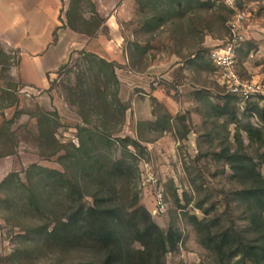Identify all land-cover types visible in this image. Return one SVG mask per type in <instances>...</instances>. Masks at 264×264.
Segmentation results:
<instances>
[{"label": "rangeland", "instance_id": "rangeland-1", "mask_svg": "<svg viewBox=\"0 0 264 264\" xmlns=\"http://www.w3.org/2000/svg\"><path fill=\"white\" fill-rule=\"evenodd\" d=\"M201 1L209 5L195 2L183 15L186 0L183 7L179 0H126L121 58L90 51L97 33L83 37L46 89L17 75L20 50L0 40V155L18 165L0 186V264L101 263L105 253L89 236L77 245L47 240L81 205L146 207L164 231L181 233L166 264H223L202 243L193 216L220 218L223 227L257 238L236 195L242 185L219 153L245 151L264 177L263 140L247 132L262 129L264 138V0H243L250 17L237 47L245 86L237 92L210 58L229 35L231 14L221 1ZM96 8L78 0L62 11L58 29L68 15L71 27L94 33L104 19ZM99 31L110 37L106 26ZM218 106L229 113L219 115ZM226 264L252 263L236 256Z\"/></svg>", "mask_w": 264, "mask_h": 264}, {"label": "trees", "instance_id": "trees-1", "mask_svg": "<svg viewBox=\"0 0 264 264\" xmlns=\"http://www.w3.org/2000/svg\"><path fill=\"white\" fill-rule=\"evenodd\" d=\"M182 1L184 0H179L180 7H183ZM195 2L202 7L209 5V1L186 0V6L182 8L181 13L184 15ZM77 3L78 0H72L69 9ZM221 5L230 14L232 13L223 2ZM95 13L98 14V11L96 10ZM68 18L67 15V24L70 26ZM104 22L105 19H101L94 33L82 32L70 27L92 36L98 33ZM54 36L57 39V29ZM103 60L105 64L112 65L111 62ZM218 109L219 115L229 113L227 106H218ZM247 132L251 139H255V134H258L259 139L264 143L262 129L250 127ZM219 154L221 158H226L242 185V188L236 191V195L246 203L251 216V227L257 238L249 239L236 228L223 227L220 218L211 221L199 220L193 216L194 223L198 227L202 243L217 255L220 263L226 264L232 258L241 256L252 264H263L264 177L257 171L253 158L245 151L227 149ZM13 175L14 173H10L0 186L9 182ZM46 236L49 242L64 245H77L81 239L89 236V239L105 253V258L101 263L83 264H166L164 255L170 246L179 242L181 233L178 230L164 231L144 206L135 205L132 210L123 212L118 206L97 204L79 206L68 220L58 222L54 229L47 231ZM136 243L139 244L138 247L135 246Z\"/></svg>", "mask_w": 264, "mask_h": 264}, {"label": "crops", "instance_id": "crops-1", "mask_svg": "<svg viewBox=\"0 0 264 264\" xmlns=\"http://www.w3.org/2000/svg\"><path fill=\"white\" fill-rule=\"evenodd\" d=\"M71 1L0 0V40L8 47L20 50L17 75L33 88H48L52 76L70 61L79 44H83V37H99L98 42L93 39L86 44L90 51L108 59L121 58L115 56L122 50L119 49V18L126 11V0H92L105 19L102 26L107 27L110 37L102 31L95 36L81 33L72 29L67 21V27L58 29L66 19L62 11L70 7ZM56 29L57 39L54 36ZM17 168L13 155H0V183ZM4 245L0 220V253Z\"/></svg>", "mask_w": 264, "mask_h": 264}, {"label": "built area", "instance_id": "built-area-1", "mask_svg": "<svg viewBox=\"0 0 264 264\" xmlns=\"http://www.w3.org/2000/svg\"><path fill=\"white\" fill-rule=\"evenodd\" d=\"M223 2L230 10L231 17L228 20L229 35L221 45L213 48L210 52V58L218 68L221 77L227 84L228 89L233 92L241 91L245 86L239 80L236 71L237 47L244 40V24L249 20L250 12L243 0H218ZM249 93L248 89H245ZM152 179V178H151ZM158 205L164 208L162 195H159Z\"/></svg>", "mask_w": 264, "mask_h": 264}]
</instances>
